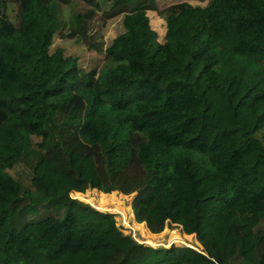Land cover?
<instances>
[{"label": "trees", "instance_id": "trees-1", "mask_svg": "<svg viewBox=\"0 0 264 264\" xmlns=\"http://www.w3.org/2000/svg\"><path fill=\"white\" fill-rule=\"evenodd\" d=\"M64 1L0 0V264L116 251L117 216L71 196L89 190L132 195L160 234L187 164L214 188L202 251L127 236L115 264H264V0ZM116 19L106 45L93 24Z\"/></svg>", "mask_w": 264, "mask_h": 264}, {"label": "rangeland", "instance_id": "rangeland-1", "mask_svg": "<svg viewBox=\"0 0 264 264\" xmlns=\"http://www.w3.org/2000/svg\"><path fill=\"white\" fill-rule=\"evenodd\" d=\"M66 3L67 2L62 0L63 8L66 6ZM7 13L11 20L14 21L16 6L8 3ZM148 16L150 17L153 30L156 31L158 39L161 40L164 32L163 18L153 12H148ZM93 31L96 32L101 41L107 45L116 35L122 32L121 21L120 19H116L104 26L96 22L93 24L92 32ZM10 125L11 122L6 121L1 129L7 128ZM177 184L188 194L189 201L186 211L184 215L177 217L176 221L178 222L176 223H172L169 219H166L165 229L160 234L156 235L151 234L146 229L145 225L139 226L135 224L131 211L132 195L125 196L119 193L106 195L95 190H89L85 194L79 195V198L71 194L72 198L89 204L99 211L114 214L117 216V224H122V228L120 229L121 237L117 238L119 242H116V251L107 252L100 259L92 261H74L71 258H66L65 260L70 264H115L123 257L127 249L128 244L123 239V237L127 236H130L139 243L152 247H169L171 245H176L187 246L197 251H202L201 240L203 237L200 232V225L209 207L210 199L214 194V188L206 175L190 164L185 166L183 176ZM36 218L37 217H33L32 219ZM228 234L233 237L234 242L242 243L246 250L249 251L253 248L251 243L252 232L250 228H245L239 233L229 230ZM172 235L181 238L182 242H173L169 244V239ZM39 264H43V262L40 260Z\"/></svg>", "mask_w": 264, "mask_h": 264}, {"label": "crops", "instance_id": "crops-1", "mask_svg": "<svg viewBox=\"0 0 264 264\" xmlns=\"http://www.w3.org/2000/svg\"><path fill=\"white\" fill-rule=\"evenodd\" d=\"M131 211H132V210H131ZM132 217H133V215H132ZM135 224H137V225H141V226L144 225V224H138V223H136V222H135ZM146 229H147V228H146Z\"/></svg>", "mask_w": 264, "mask_h": 264}, {"label": "built area", "instance_id": "built-area-1", "mask_svg": "<svg viewBox=\"0 0 264 264\" xmlns=\"http://www.w3.org/2000/svg\"><path fill=\"white\" fill-rule=\"evenodd\" d=\"M123 222H124V219H123ZM120 226L122 227V224Z\"/></svg>", "mask_w": 264, "mask_h": 264}]
</instances>
